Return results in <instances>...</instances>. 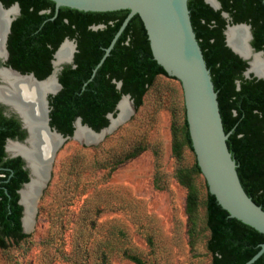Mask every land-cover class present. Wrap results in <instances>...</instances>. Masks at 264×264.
<instances>
[{
	"label": "trees",
	"instance_id": "trees-1",
	"mask_svg": "<svg viewBox=\"0 0 264 264\" xmlns=\"http://www.w3.org/2000/svg\"><path fill=\"white\" fill-rule=\"evenodd\" d=\"M0 1L6 8L15 3L21 8V16L14 21L8 41L15 69L23 73L38 72L40 67L47 66L46 75L37 74L40 79L46 78L52 72L47 62L64 39H75L78 43L76 67L64 68L60 76L63 89L50 101L51 125L66 136L73 135V123L79 117L96 131L108 127L107 116L115 112L123 95H131L135 109L139 110L157 78L169 77L155 61L144 23L136 15L89 82L128 16V10L94 13L62 7L57 14L51 0ZM219 1L222 11L229 13L234 23L252 26V44L258 51L264 50L263 0ZM188 5L194 31L218 93L225 132L231 133L227 143L238 165V175L248 196L264 210V80L244 77L248 65L226 45L227 21L222 11H215L205 0H190ZM43 11L49 14H42ZM98 25H105V28L92 29ZM119 83H122L121 88H118ZM3 111L0 106V248L7 249L9 242L19 243L29 237L22 228L23 207L19 204L18 193L23 184L29 182V173L21 158L4 161V138L7 134L17 135L20 123L6 118ZM172 136V155L178 162L183 160L185 148L194 153L185 107L183 125L180 128L174 121ZM9 169L14 173L12 180L17 179L15 186L5 182L12 174ZM199 177L203 175L197 160L192 168H179L176 172L178 182L187 190L190 235L197 225L201 206ZM204 187L207 191L206 226L210 232L207 250L212 264L247 263L260 250L264 235L231 218L210 194L206 181ZM125 257L134 264H146L135 254L126 252ZM254 264H264V255Z\"/></svg>",
	"mask_w": 264,
	"mask_h": 264
},
{
	"label": "rangeland",
	"instance_id": "rangeland-1",
	"mask_svg": "<svg viewBox=\"0 0 264 264\" xmlns=\"http://www.w3.org/2000/svg\"><path fill=\"white\" fill-rule=\"evenodd\" d=\"M184 107L181 83L160 76L144 105L101 143L68 140L34 230L0 248V264H134L126 252L146 264H212L204 178L197 179L201 206L191 235L187 190L176 178L196 161L187 148L180 162L172 155V124L182 127Z\"/></svg>",
	"mask_w": 264,
	"mask_h": 264
},
{
	"label": "water",
	"instance_id": "water-1",
	"mask_svg": "<svg viewBox=\"0 0 264 264\" xmlns=\"http://www.w3.org/2000/svg\"><path fill=\"white\" fill-rule=\"evenodd\" d=\"M55 3L56 13L58 14L60 8L67 7L83 12L94 13H108L116 11L128 10L129 14L122 23L120 29L112 40L110 46L105 50V54L94 69L93 74L89 80L92 81L96 76L99 68L104 64L106 59L110 56L118 39L128 27L131 20L138 15L144 23L145 29L150 41V47L155 61L163 67L169 77L177 79L182 86L184 94V104L186 109V118L189 126V133L192 141V146L196 156L198 166L202 175L208 185L211 195H213L218 204L228 212L229 216L237 219L242 223L254 228L259 233L264 235V210L258 206L252 198L248 196L241 183L237 171V163L233 158L232 153L228 147V139L231 133L227 134L224 129L222 115L218 101V93L212 79L211 71L209 70L200 43L197 39L196 33L191 20L189 9L190 0H51ZM213 5L208 0H205L215 11H222V4L219 0H213ZM264 2V0H263ZM0 7L5 6L0 1ZM10 8H16V15L20 14V6L18 3L13 4ZM9 8V9H10ZM13 16L8 24V33L6 37V57L8 56L7 42L11 34L12 25L16 19ZM223 18L227 21L224 35L227 47H229L234 54L239 56L248 65L244 72L246 79L256 78L257 80H264V75H258L252 71V63L255 57H259L264 62V51H257L251 44L253 40L252 27L247 23H234L230 14L222 11ZM104 25L94 27V30L104 29ZM240 30L249 35L247 46L250 55H243L230 42V35ZM70 42L66 39V42ZM61 45V47L64 45ZM73 43V42H71ZM75 45V53L77 45ZM60 47V49H61ZM59 52V51H58ZM58 54V53H57ZM0 58H2L0 56ZM75 54L71 62L62 64L46 79L40 80L33 74H22L21 72L2 66L0 70H8L12 74L22 80H29L34 86L39 87L48 81L53 76H56L58 90L55 93L37 92L36 97L26 100L21 95L17 99V106L25 109L26 112L33 111L35 106V99L43 104L44 120L42 122V129H39L34 123L30 122V127L24 116L20 111L9 102L0 100V106L4 108L7 116L15 115L21 121L23 128L27 131V138L24 142H18L27 151L28 155L23 153L12 154L6 151L11 158H21L25 164V169L29 173V182L25 183L19 191V204L23 207L22 228L24 233L30 234L24 227L25 206L23 204V190L32 183L33 173L36 169L44 174V177H49L48 183L44 188H47L51 177L55 159L58 152L63 145L70 139L75 137L78 126L86 128L93 134H100L107 130L113 120L119 118V106L124 99L131 102L132 107L134 101L131 95H123L118 103L114 113L107 116L109 126L100 131L94 130L87 124H84L82 118H77L74 126V133L72 136L62 134L58 129L51 126V107L50 101L57 96L63 89L59 81L60 71L64 65L74 63ZM6 59H4L5 61ZM88 83L85 84V86ZM0 80V86H3ZM119 83L118 87L121 88ZM135 113L133 107L132 116ZM131 116V117H132ZM123 119L117 128L131 119ZM116 128V129H117ZM115 129V130H116ZM45 136L48 139H53L54 143L48 148ZM101 141L93 144L82 143L86 146L98 145ZM35 170V171H36ZM44 193V192H43ZM43 193H41L43 195ZM38 209L36 211L37 215ZM35 215V218H36ZM264 255V243L260 245L258 253L252 257L245 264H254Z\"/></svg>",
	"mask_w": 264,
	"mask_h": 264
},
{
	"label": "bare ground",
	"instance_id": "bare-ground-1",
	"mask_svg": "<svg viewBox=\"0 0 264 264\" xmlns=\"http://www.w3.org/2000/svg\"><path fill=\"white\" fill-rule=\"evenodd\" d=\"M213 5H215L213 0H208ZM16 15V8L3 9L0 7V56L6 57V37L8 33V24ZM249 39V35L246 34L245 31L240 30L237 34L233 33L230 35L231 44L239 50L243 55H250L247 40ZM75 54V45L71 42H66L59 50L56 55L55 60V68H59L62 64L67 62H71ZM252 71H254L258 75H264V62L259 59V57H255V60L252 63ZM0 80L3 82V86H0V100L9 102L13 104L15 108H17L20 113L24 116L26 123L30 125V122L34 121L35 125L42 129V122L44 120V109L43 104L35 99V106L33 111L26 112L25 109L16 105L17 99L21 95L26 100L33 99L36 97L37 92H47L55 93L58 90L56 76H53L44 84L39 87L34 86L32 82L29 80L19 79L16 75L12 74L8 70H0ZM119 118L117 120H113L111 126L103 131L100 134H93L89 132L86 128L78 126L74 139L79 141L80 143H97L101 141L107 134L114 131L119 123L123 119H127L132 116L133 107L130 101L124 99L120 106ZM45 139L48 148L54 143L53 139H48L45 136ZM8 151L12 154L23 153L27 154L25 148L18 143H11L8 145ZM58 156V155H57ZM36 170V169H35ZM33 173L32 183L28 185L22 192L23 195V204L25 206V218H24V227L26 231L32 232L35 227V215L38 209L39 202L41 200L42 194L44 192V188L48 183L49 177H44V174L41 171H35Z\"/></svg>",
	"mask_w": 264,
	"mask_h": 264
},
{
	"label": "flooded vegetation",
	"instance_id": "flooded-vegetation-1",
	"mask_svg": "<svg viewBox=\"0 0 264 264\" xmlns=\"http://www.w3.org/2000/svg\"><path fill=\"white\" fill-rule=\"evenodd\" d=\"M4 5V4H3ZM20 6V5H19ZM11 7V6H10ZM10 7H8L7 9H9ZM6 8V7H5ZM21 9V8H20ZM42 14H49L47 11H43L42 12ZM21 16V11H20V14L19 15H16V19H15V21L19 18ZM55 17H57V14L52 18V19H54ZM250 25V24H249ZM98 26H100V25H98ZM105 26V25H104ZM94 27H97V26H94ZM94 27H92V29L94 30ZM252 27V26H251ZM100 30H102V29H100ZM11 31H12V29H11ZM96 31V30H95ZM98 31V30H97ZM252 35H253V28H252ZM10 36V35H9ZM66 39H69L70 40V42H73V43H75L76 45H77V51H76V53H75V58H76V54L78 53V43H77V41L75 40V39H70V38H66ZM66 39H64V41L60 44V46L58 47V49L54 52V54L53 55H51V57H50V59H49V61L47 62L48 64H49V66L52 68V72L54 71V68H55V60H56V55H57V53H58V51L60 50V47H61V45L66 41ZM253 40H254V36H253ZM253 40H252V42H253ZM8 41H9V38H8ZM252 42H251V44H252ZM252 46H253V44H252ZM254 47V46H253ZM255 48V47H254ZM256 49V48H255ZM7 50H8V56L7 57H2V58H0V68L2 67V66H7V67H10V68H13V69H15L14 67V60H13V58H12V56H11V51H10V49H9V45H8V42H7ZM257 50V49H256ZM258 51V50H257ZM260 51H264V50H260ZM4 59H6L5 61H4ZM67 66H71L72 68H75L76 67V62H75V59H74V63L73 64H70V65H64L63 66V69L60 71V74H59V81H60V76H61V74H62V72H63V70H64V68L65 67H67ZM15 70H17V71H19V72H21L22 74H33L36 78H38V79H40L39 78V76H43V75H46L47 73H48V67L47 66H42V67H40L39 68V71L37 72V71H31V72H26V73H23L21 70H18V69H15ZM52 72H51V74H52ZM37 74L39 75V76H37ZM50 74V75H51ZM48 77V76H47ZM46 77V78H47ZM46 78H43V79H46ZM43 79H40V80H43ZM122 84V83H121ZM119 88V87H118ZM50 107H51V102H50ZM51 114V113H50ZM3 115L6 117V118H8V119H13V120H15V121H18L19 123H20V127H19V129L17 130L18 131V133H17V135H14L13 137L12 136H10V134H7L6 135V137L4 138V142H5V144H4V152L6 153L5 154V156H4V161L5 160H8V159H17V158H11V157H9V154H8V152L6 151V148H7V145L8 144H11V143H18V142H24V140L27 138V131L23 128V126H22V123H21V121L18 119V117L17 116H15V115H12V116H7L6 114H5V110L3 111ZM50 118H51V116H50ZM77 120V119H76ZM76 120H75V122H76ZM75 122L73 123V127L75 126ZM50 124H51V122H50ZM52 126V125H51ZM23 132H25V135H24V137H23ZM19 158V157H18ZM23 161V160H22ZM24 169H25V164H24ZM9 170H11V172H12V174L10 175V177H9V180H7V181H5L6 183H9L10 185H13V186H15L16 184H17V179L16 180H12L13 179V175H14V173H13V170L12 169H9ZM24 185V184H23ZM23 187V186H22ZM21 189H19L18 190V193H19V191H20ZM7 193H8V190L6 189L5 190Z\"/></svg>",
	"mask_w": 264,
	"mask_h": 264
}]
</instances>
